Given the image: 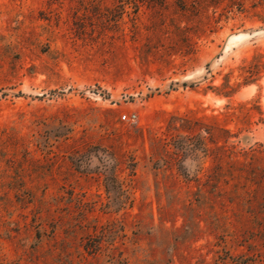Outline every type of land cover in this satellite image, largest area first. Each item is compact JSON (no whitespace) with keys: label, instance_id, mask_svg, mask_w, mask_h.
Listing matches in <instances>:
<instances>
[{"label":"rangeland","instance_id":"374dc122","mask_svg":"<svg viewBox=\"0 0 264 264\" xmlns=\"http://www.w3.org/2000/svg\"><path fill=\"white\" fill-rule=\"evenodd\" d=\"M0 264H264V0H0Z\"/></svg>","mask_w":264,"mask_h":264},{"label":"built area","instance_id":"2783aa9c","mask_svg":"<svg viewBox=\"0 0 264 264\" xmlns=\"http://www.w3.org/2000/svg\"><path fill=\"white\" fill-rule=\"evenodd\" d=\"M123 118H126V116H124Z\"/></svg>","mask_w":264,"mask_h":264}]
</instances>
